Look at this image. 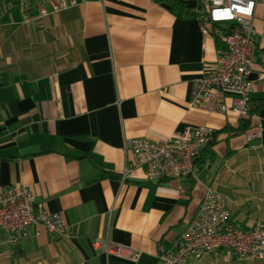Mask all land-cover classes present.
<instances>
[{"label":"crops","instance_id":"crops-1","mask_svg":"<svg viewBox=\"0 0 264 264\" xmlns=\"http://www.w3.org/2000/svg\"><path fill=\"white\" fill-rule=\"evenodd\" d=\"M263 22L259 6L252 105L264 100ZM223 27L208 22L202 0H77L44 18L34 0H0V191L29 187L70 226L66 238L31 231L0 251V264H154L158 250L173 249L208 187L226 198L234 225L264 218V105L237 133L243 118L188 107L191 82L216 64ZM203 126L215 141L187 178L147 182L124 150L129 139L166 140ZM94 238L139 258L93 251ZM186 264L264 260L244 263L219 250Z\"/></svg>","mask_w":264,"mask_h":264},{"label":"built area","instance_id":"built-area-1","mask_svg":"<svg viewBox=\"0 0 264 264\" xmlns=\"http://www.w3.org/2000/svg\"><path fill=\"white\" fill-rule=\"evenodd\" d=\"M28 1L18 0L21 5ZM34 1L39 18L77 5V0ZM202 4L208 22L223 25L225 30L219 36L221 48L217 52L215 66L191 82L188 107L206 115L231 112L240 118L247 117L254 109L249 77L255 62V12L257 7H264V0H202ZM261 62L263 70L258 79L264 80V57ZM257 135L259 133L248 137ZM214 141L212 128L203 126L186 128L166 140L129 139L124 150L137 158L147 182H162L191 176L196 158ZM128 173L124 170L123 178ZM41 230L59 238L70 234V226L63 217L47 212L37 203L31 188H3L0 191V251L19 246L29 238L31 231L38 236ZM90 247L106 256L133 262L140 255L106 238L90 240ZM219 250L231 252L244 263L264 260V218L245 228L234 225L226 207V198L208 187L194 218L178 236L173 249L158 250L154 264H186L190 259L199 260Z\"/></svg>","mask_w":264,"mask_h":264},{"label":"trees","instance_id":"trees-1","mask_svg":"<svg viewBox=\"0 0 264 264\" xmlns=\"http://www.w3.org/2000/svg\"><path fill=\"white\" fill-rule=\"evenodd\" d=\"M223 30H225V28L223 27ZM251 104H252V100H251ZM264 105V100H262L261 102L257 103V104H253L254 109H252L249 113V115L247 117H244L240 127L235 130V132H242L244 131V129H246L249 125H250V117L254 114H256L258 112V110Z\"/></svg>","mask_w":264,"mask_h":264}]
</instances>
